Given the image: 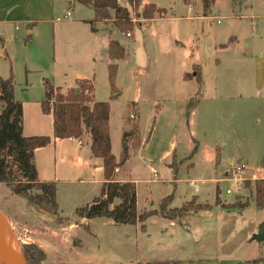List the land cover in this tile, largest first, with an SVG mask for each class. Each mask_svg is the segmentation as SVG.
Returning <instances> with one entry per match:
<instances>
[{"label": "crops", "instance_id": "0c3cea01", "mask_svg": "<svg viewBox=\"0 0 264 264\" xmlns=\"http://www.w3.org/2000/svg\"><path fill=\"white\" fill-rule=\"evenodd\" d=\"M139 1L140 6L151 4L159 9H164V7L159 6L156 0ZM63 2V7L66 5L68 9L62 18H71L72 15L69 10H73L76 3L72 0H64ZM211 3L208 16L202 14L200 4L201 17H198L199 21L215 18L211 16L215 2L211 0ZM188 6L192 7L190 4ZM223 12L226 14L224 19L227 20V24L220 33V42L215 44L220 56L218 59H214L216 68L219 70V77H221L214 89L205 86V73L202 70L203 62H205L202 55L203 40L201 41L200 35L196 33L190 42L191 53L186 62L187 70L180 75L185 90L182 92L183 94L180 90H176L173 95L170 94L171 96H166L164 93H160L161 96L155 95V91L149 89L148 86H143L144 82L141 81L140 77H146L145 74L147 73L125 49L122 60L112 62L109 59L108 45L115 38L110 30H105L106 25L103 22L96 20L95 15L86 14V11L79 9V16L70 21V24L74 25L76 34L70 38L69 42L60 40L61 44L58 49L60 57L55 59L53 76L58 78V84H65V90L57 83L54 84L55 81L52 76L53 86L60 88L61 92L65 93L74 87L77 80H92L94 102H103L105 98L108 99L111 152L117 161L122 152V135L128 134L126 145L129 157L125 163L116 169L113 179L118 183H134L139 215L144 212L158 211L163 203L169 209H178L192 200H196L199 204H214L218 197L219 185L228 182L227 176L230 170L235 165L241 164L238 162L240 155L238 145L242 141L248 140L244 137L241 128L243 126L241 121L244 119L242 113H245V107L253 113V110L264 106V22L257 23L259 19L264 20V0H224ZM67 13L70 16L65 18ZM51 14L52 6L48 0H0V78H8L13 70L15 75L14 98L16 99H18L16 97L18 90H25L19 84V76L16 74V70L11 68L9 61H15L18 56L22 58L28 56V45L25 42L28 35L33 40L50 23L56 25L61 22L60 18L53 21ZM248 20H255V24L251 26V31L247 23ZM93 25L96 32L91 30ZM54 32H57L55 27ZM60 36H62V32ZM131 37L129 36V38ZM256 42L259 44L257 49H255ZM242 44H245L246 48H243ZM65 47L67 49L69 47L77 48L80 52L76 61L78 63L73 65L79 66L81 71L76 70L77 72L72 75L68 73V66L66 68L58 67L63 64L58 63V61L63 58ZM255 50L257 53L253 54ZM248 53H251V56L245 58ZM110 64H115L117 67L114 92H112L108 80ZM99 76L103 77L105 85L108 84L109 93H103L98 97L96 83ZM244 77L247 79L243 80ZM44 79L41 80L42 84ZM249 79L252 83L248 81ZM72 83L73 86H71ZM124 84L127 86L126 88L122 87ZM199 91H201V96L198 101L191 109H187V104ZM245 100L259 106L255 108L252 103L245 106ZM42 101L33 102L38 103L40 107ZM18 102L22 104L23 119V105L28 101L19 99ZM114 107L119 110L117 116L114 117L115 121L113 119ZM199 112H204V120L199 124L200 127L196 124V117ZM42 116L48 121H44L45 119L39 121L43 122L48 132L41 128H31L29 134H24L23 124V136H52V115L42 113ZM112 119L115 129L114 136ZM213 122L215 123L214 129L212 127ZM37 126L40 127L39 124ZM197 128L202 130L205 142H210L209 145L203 146L197 138ZM257 134L256 132V136ZM179 141L186 143L183 149L180 148ZM90 143L89 135L83 134L78 139L57 141L54 145L35 151L34 161L38 179L43 182L55 183L56 199L57 185L60 183H67V185L77 183L85 190L92 189L91 195L81 206L90 204L94 198L99 196L104 183L102 162L91 155ZM45 149L51 150L53 171L50 172V176H46L47 178H42L38 170V154ZM175 159L179 160L176 168L172 167ZM197 162H207L209 177L200 176L197 178L192 176L187 180V184L195 193L199 191L196 184L207 185L211 197L197 199L196 196L192 195L183 201L181 206H172L176 184L181 181L178 180L180 171L189 174ZM260 165L255 169L250 168L249 173H247L248 176H251L253 172H256V177L252 181L264 179V161ZM60 169L62 170L61 174H64L62 178L57 176ZM168 184L173 188H169ZM167 185L168 187H166ZM229 189L228 187L227 190ZM140 191L142 192L141 197H139ZM140 202L142 203L141 209H139ZM251 207L253 208V205L246 209L250 210ZM209 211H199L188 217L186 227H181L175 221L160 215L159 217L152 215L145 222L158 219L162 221L163 225L168 224L172 230L178 229L187 232L189 230L188 221L191 218L204 215ZM107 224L112 225L113 223L110 221ZM258 228L259 224L256 222L247 239V244H255L256 247L264 244V242L254 241ZM174 233L179 232L174 231Z\"/></svg>", "mask_w": 264, "mask_h": 264}, {"label": "rangeland", "instance_id": "374dc122", "mask_svg": "<svg viewBox=\"0 0 264 264\" xmlns=\"http://www.w3.org/2000/svg\"><path fill=\"white\" fill-rule=\"evenodd\" d=\"M63 1L48 0L52 6L51 19L54 21L56 18H60L61 22L56 25L50 23L44 30H41L38 37L33 40L30 38L27 42L29 53L26 58L18 56L15 61H9L11 68H14L19 76V84L25 90H18L16 93L18 99H15L28 101L23 105L24 134H29L31 128H41L48 132L43 122L39 121L45 119L44 121L47 122L48 120L43 118L39 104L33 102L44 100L45 91L41 80L45 78L52 85L58 84V78L53 76V73L55 59L60 57L58 54L60 40L69 42L70 38L76 34L74 25L70 24V21L79 16V9L86 11V14L94 15L93 11L87 7L74 4L73 10H69L71 18L63 19V14L68 9L66 5L63 7ZM156 1L159 6L164 7L165 13L161 15L162 18H159L160 15L154 14L153 18L156 19L149 22L141 15L144 6H130L129 3L120 0V4L129 10L133 25L129 31L131 38L126 36L127 33H125L126 35L119 34L111 27L110 23L105 24V30H110L115 40L145 70L146 77H140L144 82L143 86H148L158 96H161L162 93L171 96L170 94L173 95L176 90L184 92L180 75L187 70L186 62L191 53L190 42L194 39V33L200 35L199 38L201 41L203 40L202 55L205 60L202 65V70L205 73V86L214 89L221 77H219V70L214 62V59H218L220 56L215 44L220 42V33L227 24V20L224 19L226 14L223 12L224 0H212L215 5L212 7L211 16L215 18L203 21L198 20V17H201L199 0H191L190 5L193 8L185 5L182 0ZM261 22L264 20H257L258 24ZM247 23L251 31L255 20H248ZM53 26L57 28L58 33L54 32ZM61 32L62 36H60ZM258 45L256 42L255 49ZM242 46L246 48L245 44ZM255 53H257L256 50L253 54ZM247 55L245 58L251 56V53ZM79 56L80 52L77 48L69 47L67 49L65 47L63 58L58 61L63 64L58 67L66 68L68 66V73L71 75L77 72L76 70L81 71L79 66L73 65L78 63L76 61ZM80 71L78 72L80 73ZM12 75L15 81L13 70ZM246 79L247 77H244L243 80ZM248 81L251 82V79ZM58 85L65 90V84ZM96 85L98 97L103 93H109L108 84L105 85L103 77L99 76ZM122 87L126 88L127 86L124 84ZM103 102H108V99L105 98ZM251 103L255 108L259 106L256 103ZM251 103L249 100H245V106ZM118 111L117 107L113 108V119L115 115L117 116ZM244 111L241 128L244 137L248 140H244L238 145L240 154L238 162L255 169V167L261 166V162L264 161V106L253 110V113L249 112L246 107ZM203 120L204 112H199L196 124L199 126ZM38 124L40 127L37 126ZM212 127L215 128L214 122ZM196 132L197 138L203 146L210 144V142H205L201 129L197 128ZM179 146L183 149L186 143L179 141ZM50 153L51 150L45 149L38 154V170L42 178H47L46 176H50V172L53 171L52 154ZM178 161L175 159L172 167L176 168ZM195 164V168L189 174L180 171L178 180L181 181L176 184L172 206H181V203L192 195L197 199L211 197L207 185L196 184L199 191L195 193L187 184V180L192 176L209 177L207 162ZM61 173L60 169L57 173L58 178L64 176ZM250 182H252L250 188H247L243 183V187L239 191L236 190L235 184L232 182L221 183L214 204H199L196 200L183 204L182 206L187 205L185 208L187 214L175 221L181 227L187 226V218L194 213L210 210L204 215L191 218L188 221L189 230L187 232L178 229L172 230L168 224L163 225L162 221L158 219L143 224L138 223L135 226L108 225L107 223L110 221L104 219L89 221L79 219L74 215V211L77 207H82L81 205L85 204L92 189L85 190L77 183L57 185L56 201L60 220L29 206L18 197L12 196L1 184L0 213L7 221L12 237L17 244L19 255L23 258L21 246L35 245L45 254V259L41 264H149L155 261H169L170 264H252L256 259H264V244L257 247L254 246L255 244H247V239L256 222L259 227L264 224V210L254 208L253 182L255 181ZM171 187L173 188L169 185V188ZM228 187L231 190L230 194L226 193ZM141 195L140 191L139 197ZM166 202L168 203V200ZM141 205L140 202L139 209H141ZM252 205L253 208L246 209ZM174 231L179 233H174Z\"/></svg>", "mask_w": 264, "mask_h": 264}, {"label": "trees", "instance_id": "16d2710c", "mask_svg": "<svg viewBox=\"0 0 264 264\" xmlns=\"http://www.w3.org/2000/svg\"><path fill=\"white\" fill-rule=\"evenodd\" d=\"M74 3L91 9L95 18L111 27L119 34H129L133 28L129 10L122 6L118 0H72ZM129 5L139 6V0H124ZM189 5L191 0H182ZM202 14L208 16L212 6L211 0H199ZM164 9L154 5L144 6L142 17L145 20L153 19L154 14L161 15ZM91 30L96 29L91 26ZM126 35V34H125ZM130 36V35H129ZM30 40L27 36L25 42ZM107 54L112 62L124 58V48L116 40H111ZM117 67L110 64L108 67V80L112 92ZM15 81L10 72L6 79L0 78V184L12 196L25 201L29 206L60 220L56 201V185L54 182L39 181L34 161V153L38 149L54 145L57 141L78 139L83 134L90 137V153L102 162L104 183L98 197L90 204L75 209L74 215L83 220L104 219L114 225L135 226L143 224L150 216L160 215L163 218L178 221L186 214V206L178 209H168L165 203L158 211L137 213V199L134 183H118L113 177L116 169L125 163L129 157L126 138L122 135V152L117 161L111 152L109 137L108 102H94V86L92 80L80 79L74 87L65 93L53 86L47 79L43 80L45 98L40 107L44 115H52V136H30L22 134V104L14 98ZM199 91L187 104L191 109L201 96ZM247 188L252 182L246 181ZM253 205L257 210H264V179L253 182ZM22 256L26 264H41L45 254L35 245L21 246ZM149 264H170L169 261H155ZM252 264H264V259H256Z\"/></svg>", "mask_w": 264, "mask_h": 264}, {"label": "water", "instance_id": "95a60500", "mask_svg": "<svg viewBox=\"0 0 264 264\" xmlns=\"http://www.w3.org/2000/svg\"><path fill=\"white\" fill-rule=\"evenodd\" d=\"M12 233L8 227L6 219L0 213V264L8 263V240L11 239ZM254 241L264 242V224L258 228ZM26 264V262H25Z\"/></svg>", "mask_w": 264, "mask_h": 264}, {"label": "built area", "instance_id": "2783aa9c", "mask_svg": "<svg viewBox=\"0 0 264 264\" xmlns=\"http://www.w3.org/2000/svg\"><path fill=\"white\" fill-rule=\"evenodd\" d=\"M118 2L120 3V0H118ZM69 16L70 14L67 13L65 18H68ZM126 36L129 37V34H127ZM249 170H250V167L241 163V164L235 165L228 173L227 178L230 182L235 184V188L237 191L241 189L243 183H245L246 181H252L253 179H255L256 172L255 173L253 172L251 176H248L247 173H249ZM226 192L227 194H230L231 190L229 189Z\"/></svg>", "mask_w": 264, "mask_h": 264}, {"label": "bare ground", "instance_id": "6f19581e", "mask_svg": "<svg viewBox=\"0 0 264 264\" xmlns=\"http://www.w3.org/2000/svg\"><path fill=\"white\" fill-rule=\"evenodd\" d=\"M8 263L9 264H25V261L19 255V250L17 247V244L13 237L11 236V239L8 240Z\"/></svg>", "mask_w": 264, "mask_h": 264}]
</instances>
